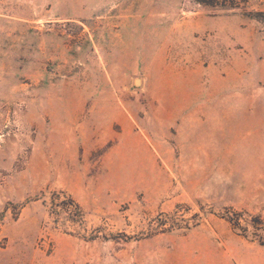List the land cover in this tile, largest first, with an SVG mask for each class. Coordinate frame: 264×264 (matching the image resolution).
<instances>
[{
    "label": "rangeland",
    "instance_id": "1",
    "mask_svg": "<svg viewBox=\"0 0 264 264\" xmlns=\"http://www.w3.org/2000/svg\"><path fill=\"white\" fill-rule=\"evenodd\" d=\"M263 10L0 0V264H264Z\"/></svg>",
    "mask_w": 264,
    "mask_h": 264
},
{
    "label": "trees",
    "instance_id": "2",
    "mask_svg": "<svg viewBox=\"0 0 264 264\" xmlns=\"http://www.w3.org/2000/svg\"><path fill=\"white\" fill-rule=\"evenodd\" d=\"M254 18L264 25V10L263 11H257L254 15ZM61 194L65 198V200H63V202H66L69 205L75 206V208L77 210H79V213L76 215H78L80 217V219H82L83 215L81 213L82 212L81 206L72 197H70V196H68L62 192H58V193L54 192V193H52V195L54 196V197L52 196L53 200L55 199L56 196H60ZM177 210L179 211V209H177ZM159 216H160V218H157V219L160 222V224H168L169 219L173 220V218H174L173 216H169L168 214H161ZM241 216H242L241 212H234L231 214H227V216H224V217H226L228 219V221L232 224V226L234 228H236V229L238 228V229L242 230L244 235H248L249 228H252L253 229L252 235L258 240V242L261 245H264V220L260 217H252L253 219H251L248 222V225L246 227L242 228V225L240 222Z\"/></svg>",
    "mask_w": 264,
    "mask_h": 264
}]
</instances>
